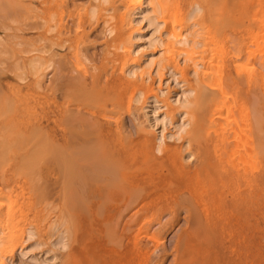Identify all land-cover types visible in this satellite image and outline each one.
<instances>
[{
  "label": "bare ground",
  "instance_id": "bare-ground-1",
  "mask_svg": "<svg viewBox=\"0 0 264 264\" xmlns=\"http://www.w3.org/2000/svg\"><path fill=\"white\" fill-rule=\"evenodd\" d=\"M66 1L67 0L65 1L63 0V2ZM128 1H130V3L134 2L133 4H135L137 0H128ZM158 1L139 0L138 1L139 5H136L133 8L130 7V10L125 11L126 13L124 14L122 13L121 15L122 17L118 28L122 29L123 27H126L128 30L129 37L127 38L129 39V45L128 48H126L127 51L124 54L127 53V56L131 61L130 63L128 62L129 64L127 65L125 64L126 66L124 67L123 71L122 69L118 68L119 69L118 71L120 70L121 71L116 75L121 74V77L118 76L114 77L113 76L114 74L112 75L113 76L112 79L110 77V80H107L108 77L107 78L105 77L107 80L105 81L104 78L106 84L104 83L105 84L104 86L98 87L96 86L95 83H97L96 82L97 80L100 81L99 80L100 78H98L99 76L95 77V75L93 74L94 77L93 76L91 77L92 81L90 80L91 82H87L86 77H84L86 76L85 72H84L85 75L82 73L80 74L78 73V77L75 75L76 76L75 78H70V79L68 78L69 80L67 81L66 84L67 89L65 91L66 95L63 94L64 92H60L59 91L60 89L53 90V86H51L48 90L50 93L48 92L49 94L43 98V101H41L39 97H36L37 99H34L35 101L34 104L32 103L33 107L31 110L28 109V107L24 106V103L28 100L22 103L21 99L16 100L15 97L16 96L18 97L23 92V90L30 92L31 95L37 94L38 96H40L39 92H44L46 90V89L43 90L44 87L42 81L44 80L43 77L44 74L46 73L45 71L49 68L50 69L54 68L53 65L54 63H56L52 59L55 56V54L51 55L54 49L52 50L47 48L48 46L47 44V46H45V48L42 49L34 48L33 50H23L22 54L25 57H20V56L17 57V54H15L16 52L10 53L12 55H16V57H13L15 58L13 62L10 65L9 64L7 65V61L9 60L8 59L9 52L11 51H9L10 47H8V43L5 40L7 37L4 39L2 37L3 35L2 34H1L2 36L0 35V90L4 95L3 102H5L6 98L9 99V102L10 101L12 102L13 111H14L12 112L14 114H12L10 117H7L6 119L4 116L6 113L2 116V118L4 117V119L0 120V131L2 132V133L0 132V138H1V134L4 133V130H9L17 138L19 137L20 139L28 142L30 146H32V150L35 151L38 149L37 151L41 152L40 154L41 158L44 157L43 159L49 160L46 162L47 165H43L45 164L46 160H44V163L43 161H41L42 165L45 167L44 169L40 168L42 167L41 163H39L40 166L37 165L38 167L37 168L35 163L37 159L34 158L35 161L34 159H32L34 156L31 157L32 151H30L31 153L29 154L31 157V161L32 163L34 162L35 164L33 163L34 165L32 166L29 163V166L31 167H27L28 169L25 167L26 164L23 165L25 170L26 169L30 170V168L34 166L38 170L39 168L41 169L37 171L38 173L36 172V170L33 171L36 172L35 177L32 180V182L36 183V185H33L34 190L35 188L36 190L39 188L40 193H42L43 195L42 198L46 197V194L47 195L49 194L48 193L49 187H51V185H48L50 182L47 181L51 180L52 181L51 183H53V185L58 187L57 190H59V192L61 191L60 193L57 192L58 194H60L59 197H61V199L57 200L58 196L56 198V195L54 196L55 193L53 194V196L51 194V196L54 199L56 198V201L62 202L63 204L62 207L64 208V210H62L61 208L58 207L59 209H61L60 210L61 212L58 211L59 214L56 213L54 216L53 215L54 211L50 213L51 210H49L50 209L49 207L56 208L57 206L55 207L53 205H55V203L57 205V202L53 200L55 203L54 204L51 203L52 198L50 197L44 198V200L41 198L40 201L37 202L36 200L38 199L34 198L36 196L34 194L33 195L34 197L32 196L34 201L39 203V204L35 203L36 205L34 204L35 209L37 206H41L40 207V209L42 208L41 210L39 209V207L37 208L39 209L40 214L41 212L46 213V214L44 213L43 215L42 214L39 215L38 212L37 214L38 217L41 216L40 220L42 222L45 221L44 222L45 225L43 226L44 229L40 231V229L38 228L39 231H37V227L34 228V225L36 224L32 226L30 223V225L28 226L27 225L28 222L25 221V223L27 222L26 223L27 227L23 226L25 230L22 227V229L24 230L23 231L24 234L22 235L24 236L23 238L20 239V237L22 236L20 232H19L20 235H18V233L17 234L13 233L14 229L12 231L10 230L12 229L11 227L13 225L15 228L16 227L15 224L17 225L20 219L22 218H20L18 222L13 219L17 218L18 214L21 212L22 215L19 214V216L27 215L26 212L27 210L25 211L26 214L25 213L23 214V210L21 209L20 212H17L16 211L17 209L14 208V206H12L10 202L9 204L11 205H9L8 209L6 208L5 204H4L5 205L4 208L2 206L3 201L8 202L7 198L10 194L7 197H5L6 195L1 190L2 188H0V264H21L19 262V259L22 258H26V259L28 258L29 261H33V263H35L36 261L47 260L46 258L43 260L42 259L39 260L36 257V254H33V252L39 249H41L40 251L41 253H39L38 255L40 256V254H42V257L43 254L47 255L48 253L51 254L53 253L52 255H50L51 256L50 259L53 262L55 261V259L61 258V256L57 258L56 254L54 253H57L56 251L58 250L62 251L64 253L62 254L64 258L62 257L61 259L64 260H61L62 261L61 264H137L136 263L137 262L136 258L138 255L137 253L141 254V252L144 251V250L141 251L142 247L139 246V242L142 243V240L139 237V231H137L139 229L137 225L139 223L138 217L141 213H144L145 211L147 212L149 208L153 207L154 205H158L160 203L166 204V206L164 207L166 211L165 210L162 211L168 213V215L171 216V218L173 219L177 217L176 214L178 213V211L179 212L185 211L187 215L185 219L187 224V229L182 234V236L178 238V240L181 242L183 241L185 245L179 243V245L181 244L184 247L181 245L180 246L182 247V249H179V245L178 248L176 247L178 254H181V257H178L179 255L176 253V255L178 256H176L177 258L175 259L176 260L179 259V264H211L209 260L210 259L209 256L211 257L214 255L215 257L214 253H216L215 250L216 248L214 246H216V244H218L219 246L223 245L224 248L226 247L227 249H230V244H232L230 243V237H232L233 239L236 237L235 239H237V242L241 243L239 238L242 240L243 238L241 237L244 235L243 234L241 235L239 233L240 236L239 235L237 236V234L235 235V233H233L231 229L234 230L237 228L240 231V229L245 227V229L242 230H245L246 232V226L248 227L249 224L251 225L250 220H248L250 217L254 219V225L256 224L257 226L259 222L263 220L264 216L261 214L262 212L261 206L264 203V104H262V101L264 102V24H263L264 19H262V17L264 16H262L261 14L262 17H260V20L259 18H257L256 20V24L258 23L257 24L258 27L261 28V30L263 31V34L256 36V38L262 39L261 41H258L260 43L258 42H257L258 44L256 43L257 46L255 45L257 51H254L252 47H248V46L246 47L245 45V47L247 48L245 52L247 54L246 58L248 59L249 56L251 57L254 56L256 62L258 61L261 67L259 69L260 71L258 70V72H256L254 68H253L254 70L250 68V69H246L245 71L243 70L241 71L239 65L241 63L238 60L239 58H241L239 56L243 55L241 50L242 46L239 43H237L239 46L236 47V45H233V47H230L231 44L230 42L232 38L230 39V32L228 33L226 31L225 29L226 27L224 25H219L220 28L214 26L212 28L215 29L209 31L210 28H208L209 26L208 24H206V26H208L207 29H205L208 35V36L205 35L206 38L202 35L204 34V30H202V28H200L201 30L198 29V27H201L200 23H198L200 20L199 18H201L202 17L201 15L207 12V9H204L202 6H200L201 4L195 2L193 3L192 6L189 7L190 9H188L187 12L185 13L186 14L184 17L185 20L184 18L180 20L178 19V21L184 20L185 21L184 24L179 22L180 24H182L179 25L178 22L174 21V24L175 23L177 24L173 25V21H172L173 19L170 20L171 18H169L170 22L164 24L162 21L158 19L159 15L163 14L161 12L164 8V7L162 8V6L159 5L160 3H158ZM94 2H98L99 3L97 4L98 6L100 5V3L102 4V6L103 4L110 5V3H108L109 2L108 0H93L91 3L95 5ZM123 2L125 3L126 1L123 0ZM238 2L237 3L240 5L241 4L240 1ZM249 3H251L252 6L259 7L264 5V0H252V2L249 1ZM166 7L164 9H166ZM245 7L247 8V6ZM242 8H244L243 4H242ZM29 9H33V8H29ZM117 9L119 11L120 8ZM216 9L215 12L218 11ZM175 10L177 11L178 9L176 8ZM213 10H211V12ZM231 11L229 10L226 12H229L231 13V15H233V12ZM242 12L245 13L246 11L242 10ZM3 13L5 14V11ZM88 13L90 14L89 17L91 19L95 18L96 8L92 6L89 9ZM208 13H210V9ZM239 13L240 12H237L236 14L234 13V17L235 15H240ZM175 14L176 13H174V15ZM213 14L215 15L216 13ZM210 15H211L210 17L213 18L212 14ZM244 15L246 17V14ZM255 15H257V13ZM183 16L184 15H182V17ZM204 16L205 15H203V17ZM6 17L8 18V16ZM215 17H217V15ZM202 18L201 21L203 20ZM236 18H234V21ZM254 19H256V17ZM195 20H198L196 21L197 24L194 22ZM167 21L168 19L166 20V22ZM251 21H252V16H251ZM214 22H217V20ZM0 23H1L0 25L2 24L4 25V28L6 27L5 26L6 24L2 23L1 21ZM169 23L173 25L174 29L171 28L172 25L170 27L169 25H167ZM247 23L248 21L246 22V24ZM196 26H197V30H196ZM0 28H3V26ZM105 28L103 29L104 30L103 33L107 34L108 36L111 35L113 31L110 28L107 27ZM4 30L5 29L3 30L0 29V31H4ZM29 30L33 31L30 28ZM51 31H56V30L54 27H50V30H48L49 33H47V31L46 33L50 34ZM12 36L13 35H11V37ZM202 36L205 38V40L203 39ZM14 38H13L14 41L17 40ZM86 38L88 37L86 36ZM9 39L11 38L8 37V40ZM45 39L46 42L47 40H49L47 38ZM207 39H209L208 40V43L210 42L209 45L205 44L207 43L206 42ZM21 40H23V38ZM232 40L234 41V39ZM236 40L238 41V39ZM23 41H21L23 42L22 45H24V43L26 42L25 40ZM9 42H11V40ZM61 43L57 45V48L58 46L62 48ZM242 43L244 44V42ZM84 44L86 43L84 42ZM39 45L41 46V44ZM42 45L44 46L45 44ZM12 46L13 48L15 47L14 44ZM28 47H31V45L27 46V48ZM14 49H12V51H14ZM144 50L145 51L148 50L149 52L145 53L143 52ZM71 51L73 52L72 49ZM77 52H80L79 49H77ZM256 52L260 54L259 59H256L257 56ZM66 56L67 55H65V57ZM13 58H11L10 60H12ZM214 58H218L217 60L220 63L219 68L222 71L221 72L222 75L221 76L219 75L220 77H218V74L220 73V70H217L218 67L216 70H214L216 72L218 71V74L215 72L213 73V75L214 74L215 76L217 75L216 77L217 79L219 78V82L216 78L215 79L217 80V82L216 80L215 81L210 80L213 76L212 75L213 71L210 70H212L216 61V59ZM243 59H244V55H243ZM67 60L69 61V59ZM63 62H64L63 64H65L66 61L63 60ZM67 63L68 62H66V64ZM74 63H76L75 64L76 66L77 64H79L76 62V60ZM71 65L72 67L75 66L73 65V63ZM64 66H62L61 69L59 68L60 71H58V75L60 76L61 79L64 78L60 74L61 72H63ZM79 66H81V64L78 65L77 67ZM77 67L75 68V70L78 72L79 69ZM73 69L71 68V70ZM82 69L79 71H82ZM89 69L88 71H91ZM66 72L64 73L66 74ZM91 72L93 73V71ZM64 73L62 75H64ZM70 75L71 74L69 73L67 77ZM100 76L102 77V74ZM123 81L128 83V86H126L125 88L122 87ZM11 82H15L16 84L15 85L11 84ZM53 82L54 84L57 82L55 77L53 78ZM146 84H150V85H146ZM120 85L122 88H120ZM143 85L146 88L148 87L147 89L149 90V92L153 93V95L149 96L147 99L145 98L146 96L144 91L145 87ZM57 86H58V82H57ZM136 86H138L137 89L135 88ZM69 87H73L71 89L74 90H75L74 87H77L81 91L80 93L82 92L88 93L89 94L88 96H90L89 102H91V100L93 99V98L91 99L92 95H94L95 97L97 96V98L98 97L103 98L104 93L107 94L108 92L111 95H114L112 93H115L119 97L118 101L116 100V102H112V104H115L116 108L118 107L116 106V104L119 101L122 102L125 100L126 102L127 100L128 101L127 109H128L129 103L130 105L131 104L138 105L141 103L144 97L148 101L143 104L140 110L141 112H143L142 113L143 117H145L147 121L146 126L148 127L149 131L152 133V137H153L152 148L149 149L150 147L148 146L150 145L149 142L151 139L150 138L151 135L150 136L148 135L149 136L148 138L145 134L142 135L143 133L138 134L140 131L147 132L146 134L150 133L148 132V130L145 131V128H142V126L139 128L136 125L138 127L137 135L140 138L139 140L138 139L136 140L131 136L127 135L130 132L125 134L126 136H128L127 138L126 136H123V134L121 133L122 130L120 131L122 127V125H120V122L119 121H115L114 123L111 122L110 120L112 119H110V117L108 119L107 115H105L103 112L97 114L98 112L96 110L95 112H93L94 110H92L90 113L84 114V111L82 110L83 112L78 111L76 113L74 112L76 109L75 108L73 113L72 108H69L71 110L69 109L65 110L64 111L65 113H63V115L62 113L61 114L57 113L56 109L59 105L57 102L56 95L58 94V97H61L62 100H64L65 98L68 99L67 92L73 91V90H69L68 89ZM229 90L236 91L235 92L236 95L237 92L239 93V95L236 96L238 100L235 98L237 101L236 102L234 101V103L232 100H230V98L232 97L229 98L230 101L228 100L227 102L226 100V96L230 95L227 94L228 93L227 91ZM90 91L92 95L90 94ZM70 94L72 95V92ZM70 94H69V98L71 97ZM78 94L79 92H77V95L75 96L72 95V96L73 97L80 96L79 99L81 98L83 99V96L81 97L82 94H80L79 96ZM169 94L170 96H168ZM63 96L66 97L64 98ZM77 97L75 98V100L77 99ZM106 97L107 96L105 95L104 99L108 98ZM109 97L112 96L109 95ZM224 97L227 103H224L225 102V100L223 99ZM79 99H78L79 103L84 101L83 99L82 101L80 100L81 101L80 102ZM88 99L89 97H87V101ZM94 100L92 101L95 102ZM108 101L109 103L107 101L104 102V107H106L105 105L106 102L107 104H110V100ZM67 102L69 103V101ZM100 102H102V100H100ZM6 103L1 104V106L4 107L5 110L7 109L8 105L9 107L11 105ZM84 103L85 102H83V104L81 105H85ZM246 103L251 105V109H252V111H250L251 113L248 111ZM5 104L7 106H5ZM89 104L87 103V105ZM225 104H229V106ZM64 105L66 107V104ZM170 105L173 107L174 106L177 107L175 108L176 109L175 113L172 112V114H170L169 112L164 111L168 109ZM94 106L97 107L95 103ZM98 106L102 108L100 105ZM9 107L8 109H10ZM95 107L94 109L97 110L99 109V107L97 108ZM234 107H237L238 108L237 111H239L238 117L235 116L234 114L235 118H238L239 129L240 127H242L241 130L245 132V135L244 136L240 135V137H238L239 134L237 133V139H236L238 140L237 142H233L234 139L236 138L235 137L236 133L232 134L231 133L232 130L228 132L227 129V127L232 126V124L230 125V118H231L230 116H232L233 114L232 111L234 110ZM114 108H112L111 113H113L112 111L116 110ZM172 108H170V111H173L171 110ZM130 109L132 110V111L130 110L131 112H129L128 110L127 111L129 113H133V108L131 107ZM76 110H78V108ZM234 111L236 113V110ZM108 112H110V110ZM129 113H127L128 116ZM7 114L9 116V113ZM132 117L130 116L129 118ZM76 126L79 128H77ZM123 126L126 125L123 124ZM122 129L124 130V127H122ZM124 132L126 133L127 131L124 130ZM5 133L6 136L8 135L11 136V134H9L8 131H6ZM230 133L232 134V136ZM3 137L5 138V135ZM230 137L232 138L234 137L233 141L231 140L232 138L230 139ZM92 138L95 139L96 143L93 145L90 144L92 148L89 147L88 149H86V147H88L86 146V144L89 145L88 143H90L93 140ZM7 139L8 138H6V140ZM22 140H19L21 141L20 142L21 146L22 144L26 145V142ZM168 143H172L173 146H169ZM195 143H196V147H194ZM17 144L18 143H15V145ZM11 145H14V143L13 144L11 143ZM27 146L25 147L27 148ZM7 147L10 148V145ZM4 148L5 150L7 149L6 147ZM5 152L4 153L1 152L0 154H3L2 156H4ZM7 152L9 151L7 150ZM20 152H23V150H21ZM35 153L33 155H35ZM44 153L46 155V158L45 155H42ZM81 154L82 155L86 154V158L92 157L93 159L94 158L98 159V160L94 159L97 162L91 165L90 169H88L90 170L91 173L90 174L88 172L90 176H87L88 178L84 179L83 181H80V179H76L77 175L73 178L72 177L68 178V176L67 177L64 176L63 174L65 173H63V171L66 170H63V167L73 164L79 158L81 159L83 157L81 156ZM4 157L3 159L1 158L2 159L0 161L1 165L3 163L4 165L7 163V162L6 163L2 162L3 160L6 159V157L5 159ZM22 157L24 156L22 155ZM28 159H30L29 156ZM84 160L85 159H83V161ZM51 162L54 163L53 166H56L55 168L51 166L53 163L49 164ZM73 165L75 167V164ZM85 165L86 164H84L83 166ZM19 167H21V165ZM0 168H1L0 172H2L5 171L2 169H5L6 166L4 168L2 165ZM83 169H80V174L83 173L82 171H87ZM22 171H24V169ZM10 172L11 171L7 172V174H10ZM28 172H30L34 176L32 170ZM77 172H79V169ZM15 173L17 174V172ZM11 174L13 173L11 172ZM0 175H1L0 181H3L5 178L7 179L8 177L2 175V173H0ZM25 175H23L22 173L21 176L22 177L24 176V179L27 180L29 179L28 177H32V175L31 176L29 175L25 176ZM69 175L71 174L69 173ZM4 181H8V180H4ZM29 181H31V179H29ZM13 182L12 184L10 183V181L8 183L13 185ZM1 183L2 182H0V184ZM0 187L2 186L0 185ZM68 187L70 189L67 191L66 188ZM30 188L31 187L25 189L29 195L34 191L31 190L32 192L29 193L28 190ZM6 189L8 191L10 188L9 189L6 188ZM6 189L3 188L4 191ZM11 190L12 189H10L9 192H11ZM51 192L53 191L51 190ZM22 193L25 192L22 191ZM38 195L39 194H37V197ZM14 196L17 197L18 195L15 193L13 194V197ZM11 197L12 196H10L9 198L11 199ZM20 197H21L20 199L25 197L26 199L25 203L27 200H29V198L32 200V197L29 196L28 197L20 196ZM39 197H41V195ZM48 198L51 199L50 203ZM13 202H15V200H13ZM20 202L22 203L23 201ZM29 202H27V204ZM73 202L77 206H78L77 203L80 202L79 206L81 208L82 205H85L84 208L85 207L87 208V211H85L86 213H82L81 211L78 212L77 209L76 210L73 209L74 211H72L71 213V211L69 210H71L72 207L77 208L76 205H72ZM22 205L23 203L20 204L19 207L21 208ZM27 207L26 209H29V212L31 213V211H33V209H31L32 207L31 208L29 207L27 208ZM58 208L57 210H59ZM154 208H155L154 210H156V206ZM160 210L161 209H159V211ZM16 212L18 214L16 217H14L16 215ZM76 212L77 213L81 212V213L77 214ZM146 215L150 217L149 214ZM158 217L159 218L155 217L156 219L153 218L152 219L153 221H156L155 223L157 225H160L161 227L162 219L160 215ZM25 219L27 220V218ZM37 220L39 221L38 218ZM10 221L11 224L12 222L15 221L14 222L15 224L11 225L9 223ZM22 221L24 224V219L21 220L20 222ZM30 221L32 222L31 219ZM68 221H71L70 222L71 227H67V225L70 226L69 224L66 225ZM40 223L39 225L41 226ZM136 226L138 228H136ZM145 227H143V229ZM18 228L19 227L16 228V231L21 230ZM148 230L150 231V229H147V231ZM256 230L257 231L259 230L258 227H256ZM16 231L14 230V232ZM235 232L237 233V231ZM141 233L143 232H140V235ZM145 236L146 237L144 236L143 237L144 238L149 237L146 235V233ZM150 236L152 238V235ZM245 238L246 237L244 236V239ZM20 240L22 241L20 242ZM244 242L242 244L244 245L247 244L246 242L245 243ZM177 244L178 243H176V245ZM147 245L149 246V244ZM45 247L46 249L42 250V248ZM149 248L147 247V250L144 251L145 255H150V253H153L151 252V250L153 249H149ZM143 249H145V247H143ZM163 250L164 249H162V251ZM246 251L249 252V250ZM143 253L141 256H144ZM227 254L229 255L228 252ZM42 257L40 256V258ZM144 258L146 260L148 256L147 257L144 256ZM139 259H140L139 261H141V258ZM145 260L142 261L145 262ZM228 260L230 261V259ZM58 262L60 261L58 260ZM37 263L39 264V262ZM176 263L177 262L175 261V264ZM224 263L226 264L227 262Z\"/></svg>",
  "mask_w": 264,
  "mask_h": 264
},
{
  "label": "rangeland",
  "instance_id": "rangeland-1",
  "mask_svg": "<svg viewBox=\"0 0 264 264\" xmlns=\"http://www.w3.org/2000/svg\"><path fill=\"white\" fill-rule=\"evenodd\" d=\"M12 1V2H11ZM18 1H19V3H18ZM65 1V0H64ZM93 1V0H67L66 2H63V0H0V21L2 22V23H4V24H6L5 26L7 27H5L4 28V25L2 24V25H0V27H2L3 26V28H0V29H5L4 31H0V35L5 39L6 37V41H7V43H8V47H10V49H9V51H11V52H9V60L7 61V65L9 64H11L12 62H13V60L15 59V58H13V57H16V55H12V54H10V53H14V52H16L15 54H17V57H25L23 54H22V51L23 50H33L34 48L35 49H42V48H45V46H47V44H48V46H47V48H49V49H54L53 50V52H52V54L51 55H53V54H55V56L52 58L53 59V61H55L56 63H54V65H53V67L54 68H52V69H47L45 72V74H44V77H43V81H42V84H43V90L44 89H46L44 92H39L40 93V96H38L37 94H35V95H31L30 94V92H27V91H25V90H23V92L17 97H15L16 98V100H18V99H21L22 100V103L23 102H25L26 100H28V101H26L25 103H24V106L25 107H28V109H32V107H33V104H34V99H37L36 97H39L40 99H41V101H43V98L44 97H46L50 92L48 91L49 90V88L51 87V86H53V90H56V89H60L59 91L60 92H64L63 94H65L66 92V84H67V81L70 79V78H75L76 76L78 77V73L80 74V73H82V74H84V72H85V74H86V76H84V77H86V80H87V82H91L92 81V79H91V77L93 76L94 77V75H95V77H97V76H99L98 78H100L99 80L100 81H96L97 83H95L96 84V86H100V87H102V86H104L105 84H106V82L105 81H107V80H110V77H111V79L113 78V76L114 77H121V74L120 75H116V74H118L120 71H118L119 69H122V71H123V69H124V67L127 65V64H129L131 61L129 60V58H128V56H127V53L126 54H124L127 50H126V48H128V45H129V39L127 38V37H129V34H128V30H127V28L126 27H123L124 28V30H123V28L121 29V28H118L119 27V24H120V20H121V15H122V13L124 14V13H126L125 11H127V10H130V7L131 8H133L134 6H136V5H139L138 4V1L139 0H137L136 1V3L135 4H133L134 2H132V3H130V1H128V0H125L126 2L124 3L123 2V0H108L109 2L108 3H110V5L109 4H103V6H102V4L100 3V5L98 6L97 4H99L98 2H94L95 3V5L94 4H92L91 2ZM141 1V0H140ZM158 1V0H157ZM162 1H163V3H162ZM169 1H171V2H169ZM160 0V1H158V3H160L159 5L160 6H162V8L164 7H166V9H164L163 8V10H162V12L161 13H163V14H160L159 15V20L160 21H162L164 24H166V23H168V22H170V20H172L173 21V25H175V24H177V23H175L174 24V21L175 22H181L182 24H184L185 23V13L187 12V10L188 9H190L189 7L190 6H192L193 5V3H199V4H201L200 6H202L204 9H207V12L206 13H204L203 15H205L206 17H208V18H206L205 16V19H204V17H203V15H201L202 17V21H201V18H199L200 20H199V22L198 23H200V25H201V27H198V29H200V28H202V30H204V34H202L204 37H205V35L206 36H208L207 35V31L205 30V29H207V27L208 28H210V30L209 31H211L213 28L212 27H214V26H216V27H219L220 28V26L219 25H224L226 28V31L229 33L230 32V39L232 38V39H234V41L231 39V44H230V47H233V45H236V47L237 46H239L237 43H239L242 47H241V50H242V54L244 55V59H243V55H241V56H239V57H241L242 58V60H241V58H239V62L241 63V64H239L240 65V70L242 71H245L246 69H250V68H254L255 69V71L256 72H258V70L261 68L260 67V65H259V62L257 61L256 62V60H255V58H254V56H249V58L247 59L246 57H247V54L245 53L246 52V47L248 46V47H252V49L254 50V51H257V48L255 47V45L257 46V44L258 43H260V42H258V41H261L262 39H258V38H256V36L257 35H261V34H263V31L261 30V28H259L258 27V23L256 24V20H257V18H259V20H260V17H262V16H264L263 14H264V5L263 6H252V4L251 3H249V1L250 2H252V0ZM174 1V2H173ZM203 1V2H202ZM238 1H240V5L237 3ZM7 2V3H6ZM21 2V3H20ZM114 2V3H113ZM165 2V3H164ZM169 2V3H168ZM176 2V3H175ZM14 3V4H13ZM174 5H173V4ZM31 4V5H30ZM62 4V5H61ZM92 4V5H91ZM113 4H114V6H113ZM122 4V5H121ZM230 4V5H229ZM239 6H238V5ZM242 4H243V7L244 8H242ZM26 5V6H25ZM61 5V6H60ZM106 5V6H105ZM116 5V6H115ZM133 5V6H132ZM171 5V6H170ZM176 5H177V7H176ZM22 6H24V7H22ZM92 6H94L95 8H96V14H95V18H93V19H91L89 16H90V14L88 13V11H89V9L91 8ZM97 6V7H96ZM127 6V7H126ZM174 6V7H173ZM181 6V7H180ZM245 6H247V8L245 7ZM88 7V8H87ZM228 7V8H227ZM4 10H3V9ZM28 8V9H27ZM29 8H33V9H29ZM117 8H120L119 9V11H118V9ZM171 8V9H170ZM178 9L177 11L175 10V9ZM216 10H218V11H216L215 12V9ZM227 8V9H226ZM240 8V9H239ZM11 9V10H10ZM26 9V10H25ZM209 9H210V13H208L209 12ZM214 9V10H213ZM238 9V10H237ZM252 9V10H251ZM17 10V11H16ZM34 10V11H33ZM173 10H174V12H173ZM182 10V11H181ZM186 10V11H185ZM211 10H213L212 12H211ZM224 10V11H223ZM231 11V12H233V15H231V13H229V12H226V11ZM237 10V11H236ZM242 10L243 11H246L245 13L244 12H242ZM260 10H261V12H260ZM5 11V14L3 13ZM224 13H223V12ZM251 11H252V13H251ZM259 12V14H258V12ZM53 14H52V13ZM182 12V13H181ZM184 12V13H183ZM221 12H222V14H221ZM237 12H240L239 14L240 15H235V17H234V13L236 14ZM244 13V14H246V17H245V15L244 14H242V13ZM257 13V15H255L256 13ZM108 13V14H107ZM121 13V14H120ZM170 13H171V15H170ZM174 13H176L175 15H174ZM208 13V14H207ZM213 13H216L215 15L213 14ZM173 14V15H172ZM207 14V15H206ZM210 14H212V17L213 18H211L210 16ZM218 14H219V16H220V18H219V16H218ZM231 15V17H230V15ZM253 14V15H252ZM261 14H262V16H261ZM30 15V16H29ZM50 15V16H49ZM120 15V16H119ZM170 15V16H169ZM181 15V16H180ZM182 15H184L183 17H182ZM217 15V17H215ZM224 17H223V16ZM250 15V16H249ZM6 16H8V18L6 17ZM251 16H252V21H251ZM257 16H259V17H257ZM58 17V18H57ZM162 17V18H161ZM164 17V18H163ZM176 19H175V18ZM179 17V18H178ZM180 17H182V18H180ZM214 17H215V19H214ZM223 17V18H222ZM230 17V18H229ZM237 17V18H236ZM241 17V18H240ZM243 17V18H242ZM256 17V19H254ZM169 18H171L170 20H169ZM184 18V20H181V21H178V19L180 20V19H183ZM217 18V19H216ZM234 18H236L235 19V21H234ZM44 21H43V20ZM168 19V21L166 22V20ZM262 19H264V17H262ZM3 20V21H2ZM7 20V21H6ZM13 20V21H12ZM74 20V21H73ZM89 20H90V22H89ZM108 20V21H107ZM217 20V22H214V21H216ZM220 20H222V21H220ZM224 20V21H223ZM228 21V22H226V21ZM236 20H237V22H236ZM248 21V23L246 24V22ZM250 20V21H249ZM253 20H254V22H253ZM183 21V22H182ZM196 21H198V20H195L194 22L196 23ZM201 21V22H200ZM205 21V22H204ZM207 21V22H206ZM241 21H242V23H241ZM45 22H47V23H45ZM92 22V23H91ZM209 22H210V24H209ZM221 22V23H220ZM240 22V23H239ZM250 22H252V23H250ZM258 22V21H257ZM31 23V24H30ZM78 23V24H77ZM172 23V22H171ZM171 23H169V24H167V25H169V27L172 25ZM225 23V24H224ZM1 24V23H0ZM47 24V25H46ZM91 24V25H90ZM107 24H108V26H107ZM182 24H180L179 23V25H182ZM197 24V23H196ZM206 24H208V26H206ZM256 24V25H255ZM264 24V23H263ZM8 25V26H7ZM27 25V26H26ZM36 25V26H35ZM51 25V26H50ZM110 25V26H109ZM173 25H172V29H174L173 28ZM203 25V26H202ZM231 25H232V27H231ZM47 26V27H46ZM56 26V27H55ZM205 26V27H204ZM245 26H247V27H245ZM16 27V28H15ZM31 29V30H33V31H30L29 30V28ZM34 27V28H33ZM37 27V28H36ZM39 27V28H38ZM46 27V28H45ZM50 27H54L55 28V30L56 31H51L50 32V34H47V33H49L48 32V30H50ZM105 27H107V28H110L113 32L111 33V35H107V34H104L103 32H104V28ZM231 29H230V28ZM238 27V28H237ZM11 28V29H10ZM44 28H45V30H44ZM65 28V29H64ZM126 28V29H125ZM165 28V27H164ZM229 28V29H228ZM233 28V29H232ZM248 28V29H247ZM257 28H259V29H257ZM40 29V30H39ZM106 29V28H105ZM215 29V28H214ZM213 29V30H214ZM239 29V30H238ZM25 30H27V31H25ZM29 30V31H28ZM42 30V31H41ZM61 32H60V31ZM63 30V31H62ZM196 30H197V26H196ZM201 30V29H200ZM246 30V31H245ZM23 31H25V32H23ZM44 31V32H43ZM46 31H47V33H46ZM65 31H66V33H65ZM208 31V32H209ZM239 31V32H238ZM36 32V33H35ZM52 32H54V33H52ZM59 32V33H58ZM68 32V33H67ZM102 32V33H101ZM249 32V33H248ZM261 32V33H260ZM58 33V34H57ZM63 33V34H62ZM33 34V35H32ZM39 34H40V36H39ZM67 34V35H66ZM69 34V35H68ZM104 34V35H103ZM125 34H127V35H125ZM4 35H5V37H4ZM11 35H13L12 37L14 38V36H15V38L14 39H17V40H13V38L11 37ZM24 35V36H23ZM32 35V36H31ZM57 35V36H56ZM238 35H239V38H238ZM254 35V36H253ZM18 36V37H17ZM21 36V37H20ZM23 36V37H22ZM43 36H44V38H43ZM68 36V37H67ZM86 36L88 37V38H86ZM202 36V37H203ZM244 36V37H243ZM8 37H10L11 39H9L8 40ZM25 37V38H24ZM31 39H30V38ZM62 37V38H61ZM108 37V38H107ZM203 37V39L205 40V38ZM23 38V40H25L26 42L24 43V45H22L23 44V40H21V39ZM43 38V39H42ZM45 38H47V39H49V40H47V42L45 41L46 39ZM54 38V39H53ZM59 38V39H58ZM68 38V39H67ZM208 38V37H207ZM37 39H38V42H37ZM40 39V40H39ZM57 39V40H56ZM65 39V40H64ZM202 39V40H203ZM236 39H238V41L236 40ZM11 40V42H9ZM62 40V41H61ZM67 40V41H66ZM208 40L209 39H207V43H205V44H207V45H209L210 44V42L208 43ZM21 41H23V42H21ZM32 41V42H31ZM49 41V42H48ZM120 41H121V44H120ZM128 41V42H127ZM13 42H15V43H13ZM37 42V43H36ZM61 43V45H62V48L60 47V46H58V48H57V45H59L60 43ZM84 42L86 43V44H84ZM89 42V43H88ZM233 42V43H232ZM242 42H244V44L242 43ZM258 42V43H257ZM33 45H32V44ZM69 43V44H68ZM257 43V44H256ZM10 44V45H9ZM15 45V49L13 48V46L12 45ZM27 44V45H26ZM39 44H41V46L39 45ZM42 44H45L44 46L42 45ZM65 44V45H64ZM123 44V45H122ZM31 45V47H28L27 48V46H30ZM63 45H64V47H63ZM126 45V46H125ZM245 45H246V47H245ZM21 46H23V47H21ZM33 46V47H32ZM35 46V47H34ZM40 46V47H39ZM56 46V47H55ZM86 46V47H85ZM21 47V48H20ZM51 47V48H50ZM90 47V48H89ZM113 47H114V49H113ZM117 47V48H116ZM124 47V48H123ZM17 48H18V50H17ZM60 48V49H59ZM73 50V52L71 51V49ZM12 49H14V51H12ZM77 49H79V51L81 52H77ZM107 49V50H106ZM118 49V50H117ZM124 49H125V51H124ZM20 50H21V52H20ZM68 50V51H67ZM114 50V51H113ZM245 50V51H244ZM86 51H87V53H86ZM85 52V53H84ZM111 52V53H110ZM143 52H149L148 50H144ZM18 53H19V55H18ZM257 53V56H256V59H259L260 58V54L258 53V52H256ZM23 56H22V55ZM60 54V55H59ZM64 54V55H63ZM259 54V55H258ZM11 55V56H10ZM65 55H67L66 57H65ZM89 57H87V56ZM75 57V58H74ZM11 58H13L12 60H10ZM69 59V61L67 60V59ZM71 58V59H70ZM79 58V59H78ZM86 58V59H85ZM127 58V59H126ZM55 59V60H54ZM84 59V60H83ZM214 59H216V61L215 60H213V61H215V64L217 65H215L214 64V66H213V64H212V66H213V68L214 67H216V68H212V70H210V71H213L212 72V75H213V73L215 72V73H217L218 74V71L216 72V71H214V70H216L217 69V67H218V69L217 70H220V73L218 74V77H220L222 74H221V69L219 68V65H220V63H219V61L217 60L218 58H214ZM63 60H65L66 62H68L67 64H66V62H65V64H63L64 62H63ZM75 60H76V62L77 63H79V64H77V66L78 65H80L81 64V66H79V67H77L75 64L76 63H74L75 62ZM108 62H107V61ZM71 61H72V63H73V65H75L74 67H72V63H71ZM114 61V62H113ZM212 61V62H213ZM255 61V62H254ZM62 62V63H61ZM84 62V63H83ZM123 62H124V64H123ZM129 62V63H128ZM238 62V63H239ZM102 63V64H101ZM214 63V62H213ZM218 63V64H217ZM250 63V64H249ZM256 63V64H255ZM111 64V65H110ZM126 64V65H125ZM62 65V66H64V68H63V72H61L60 74H61V76H63L64 78V80L63 79H61L60 78V76L58 75V71H60V69H61V67L60 66ZM86 65H88V66H86ZM70 66V67H69ZM92 66H94V67H92ZM250 66V67H249ZM253 66V67H252ZM78 68L79 70H81L82 68V71H79L78 70V72L75 70V68ZM89 67H90V69H89ZM97 69H96V68ZM60 68V69H59ZM71 68L73 69V70H71ZM81 68V69H80ZM86 68V69H85ZM89 70H91V71H93V73L91 72V71H88V69ZM115 68V69H114ZM119 68V69H118ZM71 70V72H70V70ZM96 69V70H95ZM101 69V70H100ZM105 69H107V70H105ZM253 69V70H254ZM51 70V71H50ZM67 72H66V71ZM87 70V71H86ZM184 70H187V69H184ZM118 71V72H117ZM260 71V70H259ZM64 72H66V74L64 73ZM77 72V73H76ZM64 73V75H62ZM69 73L71 74V75H74V76H68L67 77V75H69ZM73 73V74H72ZM88 73V74H87ZM92 73V74H91ZM122 73V72H121ZM84 74V75H85ZM94 74V75H93ZM102 74V77L100 76ZM114 74V75H113ZM76 75V76H75ZM89 75V76H88ZM91 75V76H90ZM113 75V76H112ZM220 75V76H219ZM187 76V75H186ZM217 76V75H216ZM215 76V74L212 76V78L210 79V80H216L217 79V77ZM46 77V78H45ZM55 77V79L57 80V82H58V86H57V82L54 84V82H53V78ZM107 78V80H106V78ZM189 77V76H188ZM187 77V78H188ZM65 78H66V80H65ZM69 78V79H68ZM104 78H105V81H104ZM190 78V77H189ZM216 78V79H215ZM102 79V80H101ZM221 79V78H220ZM91 80V81H90ZM218 80V82H219V78L217 79ZM217 80H216V82H217ZM223 80H224V77H223ZM48 81V82H47ZM64 81H66V82H64ZM104 81V82H103ZM103 84H102V83ZM60 83V84H59ZM105 83V84H104ZM139 83V82H138ZM223 83H225V82H223ZM11 84H16L15 82H11ZM53 84V85H52ZM63 84V85H62ZM126 84V85H125ZM56 85V86H55ZM65 85V86H64ZM122 87L123 88H125L126 86H128V83L127 82H124L123 81V83H122ZM146 85H150V84H146ZM144 86V85H143ZM157 86V85H156ZM121 87V85H120V88H122ZM137 87L138 86H136L135 88L137 89ZM140 87V86H139ZM145 87V86H144ZM65 90H64V89ZM71 88H73V87H69L68 89L69 90H73V91H68L67 92V95H68V99H66L65 97L66 96H63L64 98V100H62L61 99V97H58V94L56 95L57 96V102H58V107H57V109H56V112L57 113H59V114H61L62 113V115H63V113H65L64 111L65 110H67V109H69V108H72V112L74 111V109L76 108H78V110H76L75 109V111L74 112H78V111H80V112H83L84 111V114L86 113H90L92 110H94L93 112H95V110L98 112L97 114H99V113H104L105 115H107V117H108V119H109V117H110V119H112V120H110L111 122H115V121H119L120 122V125H122V127H124V130L125 131H127L126 133L124 132V130L122 129V127H121V129H120V131H121V133L123 134V136H126L125 134H127L128 132H130L131 133V135H130V133H128L127 135H129V136H131L132 138H134V139H140L139 137H138V135H137V130H138V127L140 128L141 126H142V128H145V131L146 130H148V132H150L149 131V129H148V127L146 126V123H147V121H146V119H145V117H143V112H141V107L143 106V104L144 103H146L148 100H146L149 96H151V95H153V93L152 92H149V90L145 87V98L143 97V99H142V101H141V103L140 104H138V105H134V104H131L130 105V103H129V105H128V109H127V104H128V101L126 100V102H125V100L124 101H119V102H121V103H117L116 104V106H118L117 108L115 107V104H112V102H116V100L118 101L119 100V97H118V95L117 94H115V93H112V94H114V95H111L110 93H108L107 92V94L106 93H104V97H105V95L108 97H106L107 99H104V97L102 98V97H98L97 98V96L95 97L94 95H92L91 94V91H90V94L92 95L91 96V99L92 100H94L95 102H93L92 100H91V102H89V100H90V96H88L89 94L88 93H84V92H82V93H80L81 91L77 88V87H74L75 88V90L74 89H71ZM92 88V87H91ZM64 90V91H63ZM76 90H77V92H79V94H78V96L80 95V94H82L81 95V97L83 96V99H84V101L83 102H85L84 104L85 105H81V104H83V102H81L83 99L81 98V99H79L80 98V96L79 97H77V101L75 100V98L76 97H73V96H75V95H77V92H76ZM89 91V90H88ZM229 91H230V93H229ZM229 91H227L228 93L227 94H230L229 96H226V100H227V102H228V100H229V98L230 97H232V98H230V100H232L233 101V103H234V101L236 102L238 99H237V95H239V93L237 92V95H236V91H234V90H229ZM234 91V92H233ZM46 92V93H45ZM49 92V93H48ZM72 92V95L70 94ZM75 94H74V93ZM129 92V91H128ZM2 93V91L0 90V120L1 119H4V117L2 118V116L4 115L5 116V119L7 118V117H10L12 114H14V113H12V112H14L13 111V106H12V102L10 103L9 102V99H5V102H3V98H4V95H3V93ZM151 93V94H150ZM8 94V93H7ZM24 94V95H23ZM26 94V95H25ZM69 94H70V98H69ZM148 94V95H147ZM226 94V95H227ZM24 97H23V96ZM37 95V96H36ZM66 95V94H65ZM85 95H87V96H85ZM109 95L110 96H112V97H109ZM168 96H170V94L168 95ZM86 97V98H85ZM87 97H89V99H88V101H87ZM114 97V98H113ZM115 97H116V99H115ZM227 97H228V99H227ZM233 97H234V99H233ZM72 98V99H71ZM110 98V99H109ZM111 98H113V99H111ZM237 100H236V99ZM59 99V100H58ZM78 99H79V101L81 102V103H79L78 102ZM164 99H166V98H164ZM163 99V100H164ZM224 100H225V97L223 98ZM100 100H102V102H100ZM108 100H110V104H107V102L109 103V101ZM226 100H225V102L224 103H227L226 102ZM229 100V101H230ZM6 101H7V103L8 104H11L10 105V107H9V105L7 106L6 104ZM63 101V102H62ZM67 101H69V103L67 102ZM87 101V102H86ZM105 101H107L106 102V107H104V102ZM165 101V100H164ZM231 101V102H232ZM59 102H62V103H59ZM79 104H78V103ZM249 102V101H248ZM2 103H6L5 104V106H7V109H8V107L10 108V109H6L5 110V108L4 107H2L1 106V104ZM33 103V104H32ZM87 103L89 104V103H91V104H89V105H87ZM94 103L97 105V107H99L98 105H100L102 108H100L99 107V111L97 110V109H94ZM164 103H166V102H164ZM251 103V102H250ZM64 104H66V107H65V105ZM76 104H78L79 105V107H78V105H76ZM93 104V105H92ZM112 104V105H111ZM126 104V105H125ZM229 104H231V103H229ZM229 104H225V105H228L229 106ZM262 104H264V102L262 101ZM28 105H30V106H28ZM81 105V106H80ZM132 105H134V106H132ZM140 105V106H139ZM246 105H247V109H248V111L250 112V111H252V109H251V105H249L248 103H246ZM76 106V107H75ZM85 106V107H84ZM89 106H91V107H89ZM92 106H93V108H92ZM139 108H138V107ZM250 106V107H249ZM12 107V108H11ZM61 107V108H60ZM64 107V108H63ZM82 107V108H81ZM97 107H95V108H97ZM115 107V108H114ZM125 107V108H124ZM133 108V113H129V112H131L132 110L130 109V108ZM173 106H169V108L168 109H166V110H164V111H166V112H169L170 114H172V112L173 113H175V111H176V109L175 108H177V107H173ZM79 108H81V109H79ZM106 110H105V109ZM108 108V109H107ZM112 108H114V109H116V110H114V111H112L113 113H111V110H112ZM170 108H172L171 110H173V111H170ZM62 109H64V110H62ZM86 109H88V110H86ZM103 109V110H102ZM118 109V110H117ZM69 110H71V109H69ZM83 110V111H82ZM90 110V111H89ZM102 110V111H101ZM110 110V112H108ZM129 112H128V111ZM131 110V111H130ZM136 112H135V111ZM234 110H236V113H235V111ZM234 112L232 111V116H230L233 120L235 119L236 120V122L238 123H236L235 122V120L233 121L231 118H230V125L232 124V126L230 127H227V129H228V132L230 131V130H232L231 131V133L233 134V133H236L235 134V139H234V137L232 138V137H230V139L233 141V139H234V141L233 142H237L238 140H236L237 139V133L239 134L238 135V137H240V135H242V136H244L245 135V132L243 131V130H241V128L242 127H240V129H239V121H238V118H235V116H239V111H237L238 110V108L237 107H234ZM140 111V112H139ZM4 112V113H3ZM69 112V111H68ZM73 112V113H74ZM7 113H9V116H8V114ZM11 113V114H10ZM75 113V114H76ZM127 113H129V116H128V114ZM251 113V112H250ZM15 114H16V112H15ZM83 114V113H82ZM117 114H119V115H117ZM234 114H235V116H234ZM237 114V115H236ZM132 115H133V117H132ZM132 117V118H129V117ZM118 117V118H117ZM136 119H135V118ZM120 118H121V120H120ZM115 119V120H114ZM133 119V120H132ZM138 119V120H137ZM144 119H145V121H144ZM122 120H124V121H122ZM141 123V124H140ZM123 124L124 125H126V126H123ZM138 127H137V126ZM144 126V127H143ZM77 127V126H76ZM77 128H79V127H77ZM147 128V129H146ZM230 128V129H229ZM130 129V130H129ZM136 130V131H135ZM240 130V131H239ZM3 131V130H2ZM6 131H8V133L9 134H11V136H9L8 135V133H7V135L8 136H6ZM235 131V132H234ZM237 131V132H236ZM1 132V131H0ZM2 133V132H1ZM141 133H143L142 135H146L148 138H149V136H150V145H148L150 148L149 149H151L152 148V144H153V137H152V133L150 132V133H148V134H146L147 132H144V131H140L138 134H141ZM230 133V134H231ZM241 133V134H240ZM232 134H231V136H232ZM5 135V138L3 137ZM149 135V136H148ZM11 137V138H10ZM128 136H126V138H127ZM4 138V139H3ZM6 138H8L7 140H6ZM93 139V138H92ZM0 143L1 144H3V145H1V147H0V149H1V151H0V153L2 152V153H4L5 151V154H4V156L6 157V159H5V157L4 156H2L3 154H0V161L3 159V157H4V159L5 160H3L2 162H7L5 165H4V163L2 164L3 165V167L5 168V166H6V168L5 169H2V170H5V171H2V172H0V173H2V175H5L6 177H7V179L5 178L4 180H8V181H0V182H2L0 185L2 186V187H0V188H2L1 190L3 191V193L6 195H4L5 197H7L9 194V196H8V198H7V200H8V202L7 201H3V204H2V206L5 208V205H6V208L8 209V207H9V205H11L12 204V206H14V208H16L17 210V212H20L21 210H23V214L25 213V211L27 212V215H23V216H19V214L20 215H22L21 213H17L16 212V215L14 216V217H16L17 216V214H18V216H17V218H15V219H13V220H15V221H19V219L20 218H22V219H20V221L21 220H23L24 219V224H23V221L22 222H20L19 221V223H20V225H19V223L16 225L14 222H12V224H11V221L9 222L11 225H13V224H15V228H14V225L11 227L12 229L10 230V231H12L13 229L16 231V228L17 227H19L18 229H21V230H19V231H16V232H14V230H13V233H15V234H17L18 233V235H22V234H24L23 233V231L25 230V226H26V223H27V225L29 226L30 225V223H31V225L33 226L34 224H36V225H34V228H36L37 227V231H39V229H40V231L42 230V229H44L43 228V226L45 225L44 224V222H42L40 219V217L41 216H39L38 217V212H39V215H43L45 212H41V214H40V211H39V209H40V207L41 206H37L36 207V209H35V205L36 204H39V203H37V202H39L40 201V199L43 197V195H42V193H40V190H39V188L36 190V188H35V190H34V187H33V185H36V183L35 182H32V180H33V178L35 177V173L37 172V171H39V170H41L40 168H42V169H44L45 167L43 166V165H47L46 164V162L47 161H49L48 159H43L44 157L42 156V155H45V153L44 154H42L41 156L43 157V158H41L40 157V154H41V152L39 153L37 150H32V146H30V144L28 143V142H26V141H24V140H22V139H20L19 137L17 138L15 135H13L9 130H4V133L3 134H1V138H0ZM11 142H10V141ZM19 140H22V141H24V142H26V145H24V144H22V146H21V144H20V142L21 141H19ZM93 141V142H92ZM90 143H88L89 145H87L86 144V146H88V147H86V149H88L89 147H91L92 148V146L91 145H93V144H95L96 143V141H95V139H93ZM95 141V142H94ZM3 142V143H2ZM7 142V143H6ZM8 142H9V144H8ZM6 143V144H5ZM11 143L13 144L14 143V145H11ZM15 143H18L17 145H15ZM27 143H28V146H27ZM4 144H5V146H4ZM19 144H20V146H21V148H20V146H19ZM91 144V145H90ZM193 144V143H192ZM10 145V148L9 147H7V146H9ZM168 145L169 146H173V144L172 143H168ZM176 145V144H175ZM195 145V146H194ZM194 145H192V146H194V147H196V143L194 144ZM3 146V147H2ZM11 146H12V148H11ZM17 146V147H16ZM18 146H19V148H18ZM25 146H27V148L25 147ZM96 146V145H95ZM4 147H6L7 149L5 150V148ZM16 147V148H15ZM29 147V148H28ZM94 147V146H93ZM15 148V149H14ZM18 148V149H17ZM23 148H26V149H23ZM193 148V147H192ZM20 149V150H19ZM35 149V148H34ZM5 150V151H4ZM7 150L9 151V152H7ZM15 150H16V152H15ZM21 150H23V152H20ZM4 151V152H3ZM30 151H32V154H31V157H33L32 159H37L36 160V167H37V165L38 166H40L39 165V163H41V165H42V162L41 161H43V163H44V160H46L45 161V164H43L42 165V167H40L39 168V170L37 169V168H35V166L34 167H32V168H34V169H32V168H30V170H32V172L33 171H35L36 170V172H33L34 173V176H33V174H31L30 172H28V171H30V170H27L28 168L27 167H31V166H29V163H30V165H34L33 163H32V161H31V157H30V154L29 153H31ZM35 152H37V153H35V155L36 154H38V155H36V157H35V155H33ZM8 153V154H7ZM11 153V154H10ZM22 153V154H21ZM14 155H15V157H14ZM22 155L25 157H22ZM2 156V157H1ZM28 156H29V158L30 159H28ZM39 156V157H38ZM81 156H83L81 159L79 158L78 160H76L73 164H75V167H74V165L73 164H71V165H68V166H64L63 167V170H66V171H63V173H65V174H63L64 176H68V178L70 177H75L76 175V179H80V181H83L84 179H86V178H88L87 176H90L89 175V173H90V170H88V169H90V166L91 165H93V164H95L97 161L96 160H98V159H96V158H94V159H96V160H94L92 157L90 158V157H87L86 158V154H81ZM18 157V158H17ZM2 158V159H1ZM19 158H20V160H19ZM24 158V159H23ZM42 160H41V159ZM45 158H46V155H45ZM8 159V160H7ZM21 159H22V161H21ZM35 159H34V161H35ZM83 159H85L84 161H83ZM93 160V161H91V160ZM11 160H13V161H11ZM30 160V161H29ZM17 161V162H16ZM38 161H40V162H38ZM18 162H19V165H18ZM10 163H11V166H10ZM53 162H51V163H49V164H52ZM23 164H26L25 165V167L27 168L26 170H25V168H24V165ZM84 164H86L85 166H83ZM0 165H1V163H0ZM1 165V166H2ZM21 165V167H19ZM54 165V163L51 165L53 168H55L56 166H53ZM83 167H82V166ZM0 166V167H1ZM18 166V167H17ZM81 166V167H80ZM14 167H15V170H14ZM51 167V168H52ZM70 169H69V168ZM80 167V168H79ZM84 167H86V168H84ZM85 169V170H87V171H82L83 173H85V174H80V169ZM1 169V168H0ZM17 169H19V170H17ZM20 169H21V171H20ZM24 169V171H22ZM74 169H75V171H74ZM78 169H79V172H77L78 171ZM83 169V170H84ZM17 170V171H16ZM72 170V171H71ZM9 171H11L13 174H11V172H10V174H7V172H9ZM13 171H15V172H17V174L15 173V172H13ZM22 172L23 173V175H25V174H27V175H25V176H31L32 175V177H28L29 179H31V181H29V179L27 180V179H24V176L22 177L21 175H22V173H20V172ZM68 171V172H67ZM3 172H5V173H3ZM24 172H25V174H24ZM56 172H57V170H56ZM73 172V173H72ZM89 172V173H88ZM30 173V174H29ZM38 173V172H37ZM60 173V172H59ZM58 173V174H59ZM69 173L71 174V175H69ZM77 173V174H76ZM61 174H62V171H61ZM91 174V173H90ZM79 175V176H78ZM92 176V175H91ZM93 176H94V174H93ZM85 177V178H84ZM0 178H1V175H0ZM13 180H12V179ZM26 178V177H25ZM3 179V178H2ZM1 179V180H2ZM19 179V180H18ZM36 179V178H35ZM12 180V181H11ZM25 180V181H24ZM27 180V181H26ZM10 181V183L12 184V182H13V185H11L10 183H8ZM17 181V182H16ZM20 182V183H19ZM32 182V183H31ZM47 182H50L48 185H51V187H49V190H48V195L46 194V197H44V198H47V197H50V198H52V202L50 201L51 199L50 198H48L49 199V203L51 202V203H55L54 201H56V198H57V196H58V198H57V200H59V199H61V197H59V195L60 194H58V193H60L59 192V190H57V188L58 187H56L55 185H53V183H51L52 181L50 180V181H47ZM4 183V184H3ZM28 183V184H27ZM30 183H31V185H30ZM5 184H7V185H5ZM19 186H17V185ZM24 184H25V186H24ZM28 185V186H27ZM6 186V187H5ZM8 186V187H7ZM11 186H13V187H11ZM17 186V187H16ZM20 186H22V187H20ZM53 186V187H52ZM14 187H16V188H14ZM24 187V188H23ZM29 187H31L28 191H29V193L30 192H32L33 190L35 191V193H34V191L29 195L27 192H26V190L25 189H28ZM33 187V188H32ZM74 187V186H73ZM3 188L4 189H6V188H10V189H12L11 190V192H12V194H11V192H9L10 191V189L7 191V189L4 191L3 190ZM67 189V191L70 189L69 187L68 188H66ZM23 192H25V193H22V191ZM32 190V191H31ZM51 190L53 191V192H51ZM14 191H15V193L18 195L17 197H13V194H15L14 193ZM21 191V192H20ZM84 191H86V190H84ZM18 192V193H17ZM36 192H37V194H39L38 195V197H37V194H36ZM51 192V193H50ZM58 192V193H57ZM7 193V194H6ZM55 193V194H54ZM27 194H28V196L29 197H32L34 194L36 195L34 198H36V199H38V200H36L37 202H35L34 201V199H33V197H32V200L29 198V200H30V202H29V200H27L26 201V203H25V197H23V196H26V197H28L27 196ZM51 194H52V196H53V194H54V196L56 195V198L54 199L52 196H51ZM41 195V197H39ZM73 195H74V193H73ZM10 196H12L11 197V199L9 198ZM20 196H22L23 198L22 199H24V200H22V199H20L21 197ZM15 198H18V199H15ZM44 198H42L43 200H44ZM13 200H15V202H13ZM54 200V201H53ZM20 201H23L22 203H23V207L25 208V210H24V208L21 206V208L19 207V205L20 204H22ZM32 201H33V203H32ZM9 202L11 203V204H9ZM20 202V203H19ZM27 202H29L28 204H27ZM41 202H42V200H41ZM40 202V203H41ZM57 202V205H56V203H55V205H53V206H57L56 208H51V207H49L50 209L49 210H51L50 211V213L51 212H53V215L55 216V214L57 213V214H59V212H61L60 210L62 209V210H64V208L62 207L63 206V204H62V202H59V201H56ZM19 203V204H18ZM36 203V204H35ZM80 203V202H79ZM79 203H77L78 204V206L73 202L72 203V205H76V207L77 208H75V207H72L71 208V210H69V211H71V213H72V211H74V210H76L77 209V211L79 212V211H81L82 213H86L85 211H87V208L85 207L84 208V206L85 205H82V208L79 206ZM167 203H169V202H167ZM5 204V205H4ZM29 204H32V205H29ZM35 204V205H34ZM29 207V208H31V209H33V211H31V213L29 212V209H26V207L27 206ZM59 205V206H58ZM156 206V210H154L155 207ZM166 206V204H164V203H160V204H158V205H154L153 207H151V208H149L148 209V211L145 213H141L140 215H139V217H138V219H139V223L137 224L138 225V227H139V229L137 230V231H139V237H140V239L142 240V243H140L139 242V246L140 247H142V249H141V251L142 250H144V251H146L147 250V247L149 248V246H150V248L149 249H153V250H151V252H153V253H150V255H145V252L143 253V252H141V254L140 253H137L138 255H137V264H175V261L177 262L176 264H179V259H175V258H177L176 256H178V257H181V254H178V252H177V249H176V247L178 248V245H179V243H181V244H184L183 243V241L181 242V241H179L178 240V238L180 237V236H182V234L185 232V230L187 229V224H186V221H185V219H186V213H185V211H178V213L176 214V216L178 217V219H177V217H175L174 219L173 218H171V216H169L168 215V213H166V212H164V211H162V210H165V207ZM27 207V208H28ZM34 207V208H33ZM39 207V209H37ZM42 207H43V205H42ZM61 208V209H59V208ZM262 207V209H261V214L264 216V203H263V205L261 206ZM57 208L59 209V210H57ZM86 209V210H84V209ZM21 209V210H20ZM42 209V208H41ZM40 209V210H41ZM74 209V210H73ZM159 209H161L160 211H159ZM36 210V211H35ZM56 210H57V212H56ZM59 211V212H58ZM68 211V210H67ZM152 211V212H151ZM166 211V210H165ZM80 212V213H81ZM29 213H30V215H29ZM48 213V212H47ZM77 213V212H76ZM75 213V214H76ZM80 213H77V214H80ZM14 214H15V212H14ZM26 214V213H25ZM35 214V215H34ZM46 214V213H45ZM146 214H149V216L150 217H148ZM154 214V215H153ZM162 214V215H161ZM166 214V215H165ZM179 214V215H178ZM37 215V216H36ZM52 215V216H53ZM64 215H65V213H64ZM144 215V216H143ZM160 215V217H161V219H162V223H161V227H160V225H157L155 222L156 221H153V219H156L155 217H157V218H159L158 216ZM30 216H31V218H30ZM36 216V217H35ZM47 216V215H46ZM61 216V215H60ZM164 216V217H163ZM24 217V218H23ZM35 217V218H34ZM144 217H147V218H143ZM25 218H27V220L25 219ZM37 218L39 219V221L37 220ZM153 218V219H152ZM17 219V220H16ZM29 219V220H28ZM30 219L32 220V222L30 221ZM34 219H36V220H34ZM144 220V222H143V220ZM177 219V220H176ZM12 220V221H13ZM33 220H34V222H33ZM248 220H250V223H251V225L249 224L248 225V227L246 226V232H245V230H242V229H245V227H243L242 229H240V231H239V229H231V231L233 232V233H235V235L237 234V236L239 235V233L242 235H244L246 238V240L244 239V236H242L241 238H243L242 240L239 238V240L241 241V243H238L237 242V239H233L232 237H230V243H232V244H230V249H227L226 247L224 248L223 247V245H218V244H216V246H214L216 249V253H214L215 254V257H214V255L213 256H209V260H210V263L212 264H225L224 262H227L226 264H264V218H263V220H261L260 222H259V224H258V226L256 225H254V219L252 218V217H250ZM25 221H27L26 223H25ZM36 221V222H35ZM40 221H41V223H40ZM144 223V225L146 226H144L143 225V223ZM151 221H153V222H151ZM176 221V222H175ZM71 221H68L67 223H66V225L67 224H69L70 226H68L67 225V227H71V223H70ZM21 223H22V226H21ZM33 223V224H32ZM37 223H38V225H37ZM39 223L41 224V226L39 225ZM164 223V224H163ZM140 224V225H139ZM147 224V225H146ZM19 225V226H18ZM143 225V226H142ZM150 225V226H149ZM163 225V226H162ZM21 226V227H20ZM24 226V227H23ZM22 227H23V229H22ZM27 227V226H26ZM65 227V226H64ZM137 226H136V228H138ZM143 227H145L144 229H143ZM148 227V228H147ZM150 227V228H149ZM251 227V228H250ZM256 227H258V231L256 230ZM39 228V229H38ZM240 228H241V226H240ZM17 229V230H18ZM147 229H150V231L148 230L147 231ZM141 230H143V231H141ZM249 230V231H248ZM253 230H255V231H253ZM7 231V230H6ZM164 231V232H163ZM230 231V232H231ZM235 231H237V233L235 232ZM251 231H252V234H251ZM257 231V232H256ZM262 231V232H261ZM19 232H20V234H19ZM140 232H143V233H141V235H140ZM242 232V233H241ZM145 233H146V235L147 236H149V237H147V238H144V237H146L145 236ZM149 234V235H148ZM150 235H152V238H151V236ZM248 235V236H247ZM23 236L24 235H22L21 237H20V239L21 238H23ZM144 236V237H143ZM154 236V237H153ZM240 236V235H239ZM144 239H142V238ZM248 238V239H247ZM146 239V240H145ZM140 240V241H141ZM161 240V241H160ZM248 240V241H247ZM22 240H20V242H21ZM149 241V242H148ZM245 241H247L246 243L247 244H242L243 242ZM146 243V245H145V243ZM159 242V243H158ZM161 242V243H160ZM244 242V243H245ZM176 243H178L177 245H176ZM147 244H149V246L147 245ZM162 244V245H161ZM180 244V245H181ZM161 245V246H160ZM179 245V249H182V247L181 246H183V245H181L180 246ZM185 245V244H184ZM218 245V246H217ZM157 246V247H156ZM143 247H145V249H143ZM153 247V248H152ZM162 247V248H161ZM181 247V248H180ZM184 247V246H183ZM246 247V248H245ZM248 247V248H247ZM250 247V248H249ZM46 249V247L45 248H42V250H45ZM160 249V250H159ZM162 249H164V250H166V251H162ZM246 250H249V252L248 251H246ZM41 251V249H39V250H36L35 252H33V254H36V257L39 259V260H43V259H47V260H45V261H36L35 263H33V261H29V259L27 258H22V259H19V262L21 263V264H38L37 262H39V264H61L62 263V261L61 260H64V259H61L62 257L64 258V256L62 255V254H64L62 251H60V250H58V251H56L57 253H54V254H56V257L58 258V257H60L61 256V258L59 259H55V261L53 262V261H51V256L50 255H52L51 253H46L47 255H45V254H43V257H42V254H40V256L42 257V258H40V256L38 255L39 253H41L40 252ZM161 251H162V253H161ZM179 251V250H178ZM233 251V252H232ZM38 252V253H37ZM58 252H60V253H58ZM166 252V253H165ZM175 252V253H174ZM227 252L229 253V255L227 254ZM238 252V253H237ZM142 253H143V255L145 256V257H147L148 256V258H146V260H145V258H144V256H141L142 255ZM176 253L178 254V255H176ZM180 253H181V250H180ZM245 253H246V255H245ZM162 254H164V255H162ZM235 254V255H234ZM44 255H45V257H44ZM58 255V256H57ZM139 255H140V257H139ZM163 257H162V256ZM226 255V256H225ZM49 258H48V257ZM175 256V257H174ZM236 256V257H235ZM151 257V258H150ZM166 257V258H165ZM226 257H227V259H226ZM139 258H141V261L142 260H145V262L144 261H139L140 259ZM150 258V259H149ZM239 258H241V259H239ZM149 259V260H148ZM161 259V260H160ZM216 259H217V261H216ZM228 259H230V261L228 260ZM58 260L60 261V262H58ZM239 260V261H238ZM214 261H215V263H214ZM18 262V263H19ZM29 262V263H28ZM141 262V263H140ZM147 262H149V263H147ZM222 262V263H221Z\"/></svg>",
  "mask_w": 264,
  "mask_h": 264
}]
</instances>
